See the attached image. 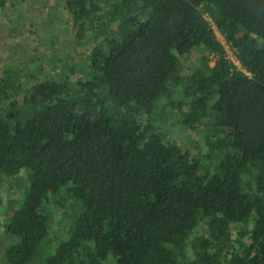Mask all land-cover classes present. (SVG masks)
Segmentation results:
<instances>
[{
  "label": "trees",
  "instance_id": "obj_1",
  "mask_svg": "<svg viewBox=\"0 0 264 264\" xmlns=\"http://www.w3.org/2000/svg\"><path fill=\"white\" fill-rule=\"evenodd\" d=\"M63 4L84 78L0 76V177L27 174L3 264H264V0ZM171 109L200 149L164 137Z\"/></svg>",
  "mask_w": 264,
  "mask_h": 264
},
{
  "label": "rangeland",
  "instance_id": "obj_2",
  "mask_svg": "<svg viewBox=\"0 0 264 264\" xmlns=\"http://www.w3.org/2000/svg\"><path fill=\"white\" fill-rule=\"evenodd\" d=\"M70 22V14L65 9L63 0H25L16 7L0 9V76L8 67L21 70L25 84L32 83L29 77L33 74L40 77L46 75L57 81L68 79L73 84L79 78H84L82 73L88 69L89 64L87 54L93 46L90 40L92 33L77 41L76 32ZM213 26L218 38L229 50L228 57L231 59L229 44L216 26ZM205 57L213 65L217 56L206 53L203 48L196 49L186 59L183 74L199 65ZM70 67L74 69L73 72H70ZM181 98L182 94H179L175 99ZM164 102L166 99L162 100V103ZM6 106V101L0 102L1 109ZM177 117L178 113L171 109L163 119L165 121L159 124L164 137L178 141L183 148L193 145L197 140V148L200 149L203 146L201 136L197 132L178 126ZM26 175V172H23L16 179L0 177V264H3V252L7 243L5 225L10 214L9 208L21 198ZM53 211V233L66 232L71 221L68 209L65 214L61 207H54Z\"/></svg>",
  "mask_w": 264,
  "mask_h": 264
},
{
  "label": "built area",
  "instance_id": "obj_3",
  "mask_svg": "<svg viewBox=\"0 0 264 264\" xmlns=\"http://www.w3.org/2000/svg\"><path fill=\"white\" fill-rule=\"evenodd\" d=\"M224 44V43H223ZM227 49V48H226ZM228 49H227V53H228ZM231 55H232V58L230 59L233 63H235L236 65H238L239 66V68H241L240 67V63H239V61H238V59L236 58V55L234 54V51H233V49H231ZM229 56V55H228ZM230 57V56H229Z\"/></svg>",
  "mask_w": 264,
  "mask_h": 264
}]
</instances>
